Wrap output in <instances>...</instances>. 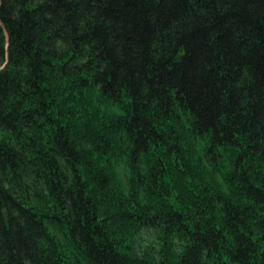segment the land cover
I'll return each instance as SVG.
<instances>
[{
	"label": "trees",
	"instance_id": "16d2710c",
	"mask_svg": "<svg viewBox=\"0 0 264 264\" xmlns=\"http://www.w3.org/2000/svg\"><path fill=\"white\" fill-rule=\"evenodd\" d=\"M0 264H264V0H0Z\"/></svg>",
	"mask_w": 264,
	"mask_h": 264
}]
</instances>
